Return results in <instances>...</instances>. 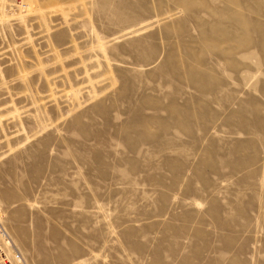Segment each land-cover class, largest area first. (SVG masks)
I'll return each mask as SVG.
<instances>
[{
	"label": "rangeland",
	"instance_id": "1",
	"mask_svg": "<svg viewBox=\"0 0 264 264\" xmlns=\"http://www.w3.org/2000/svg\"><path fill=\"white\" fill-rule=\"evenodd\" d=\"M28 1L0 15L17 263L264 264V0Z\"/></svg>",
	"mask_w": 264,
	"mask_h": 264
},
{
	"label": "built area",
	"instance_id": "2",
	"mask_svg": "<svg viewBox=\"0 0 264 264\" xmlns=\"http://www.w3.org/2000/svg\"><path fill=\"white\" fill-rule=\"evenodd\" d=\"M27 8L26 0H8L6 10L9 14L24 13ZM14 17V16H13ZM2 211L0 209V219ZM20 254L12 246L8 235L0 223V264H16L19 261Z\"/></svg>",
	"mask_w": 264,
	"mask_h": 264
},
{
	"label": "bare ground",
	"instance_id": "3",
	"mask_svg": "<svg viewBox=\"0 0 264 264\" xmlns=\"http://www.w3.org/2000/svg\"><path fill=\"white\" fill-rule=\"evenodd\" d=\"M8 3V0H0V15H1V12L2 13H4L5 15L6 14H8V15H14V14H9L8 12H7V10H6V4ZM28 6H29V1H28V3H27V8H28ZM27 8H26V10H27ZM26 10L24 11V13H26ZM23 12V11H22ZM21 12V13H22ZM8 24H9V22H8ZM1 209V208H0ZM1 217H2V215H1ZM0 223H1V226H2V222H1V219H0ZM2 228H3V226H2ZM4 229V228H3ZM5 231V230H4ZM7 234V233H6ZM9 238V237H8ZM10 239V238H9ZM10 242H11V240H10ZM11 244H12V246L14 247V249L17 251V249H16V247L14 246V244L11 242ZM18 252V251H17ZM21 260H20V256H19V261H17V262H20ZM16 262V264H18ZM23 263V262H22Z\"/></svg>",
	"mask_w": 264,
	"mask_h": 264
}]
</instances>
